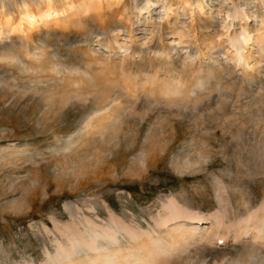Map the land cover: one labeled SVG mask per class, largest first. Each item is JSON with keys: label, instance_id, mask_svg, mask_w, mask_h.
I'll return each instance as SVG.
<instances>
[{"label": "rangeland", "instance_id": "obj_1", "mask_svg": "<svg viewBox=\"0 0 264 264\" xmlns=\"http://www.w3.org/2000/svg\"><path fill=\"white\" fill-rule=\"evenodd\" d=\"M175 1L0 39V264L87 260L194 223L199 241L157 264H264V45L245 50L256 74L233 47L264 32V0L164 11ZM169 81L184 85L155 84Z\"/></svg>", "mask_w": 264, "mask_h": 264}, {"label": "bare ground", "instance_id": "obj_2", "mask_svg": "<svg viewBox=\"0 0 264 264\" xmlns=\"http://www.w3.org/2000/svg\"><path fill=\"white\" fill-rule=\"evenodd\" d=\"M40 1L38 6L25 5L16 15L1 11L0 39L3 35L12 36L15 34L31 37L35 31L41 28H67L72 26L75 17L78 15H89L93 13L102 15V13L107 11L120 9L124 2V0ZM150 4L151 1H148L147 5ZM203 4L202 0H176L168 6L164 5V11L169 13L170 11L173 12L174 10L183 9L185 11L191 10L192 13L198 12L202 14L204 12ZM244 36L245 39L243 44H233V47L236 49L234 60L239 66H244L247 72L256 74L259 72L258 67L262 64V61L256 58L249 62L250 58L246 57L247 54L245 55V50L249 47L250 43L258 46L264 45V32L255 36L245 30ZM182 82L169 81L162 84L156 82L155 84L160 86V91L163 93L175 94L182 89L184 85ZM173 211H176V213H173ZM183 212V209L174 205L168 212V220H180L183 216ZM169 214L171 215L169 216ZM200 222H202V219H200ZM192 225L198 226L199 224H179L173 228H167V233L161 238L162 240L157 241V243H152L150 240L142 246L133 245L131 249H111L106 252H99L96 257H91L82 261L71 258L65 264H157L159 251L162 249L161 246L170 253L176 250H185L190 245H193L195 241H199L198 238L201 232L197 230V227H194L193 230L190 231ZM257 227H259V233H262L264 230V219L258 222ZM247 228H249V226H247ZM212 229H214V224ZM206 239L207 236L203 235L201 241H205Z\"/></svg>", "mask_w": 264, "mask_h": 264}]
</instances>
